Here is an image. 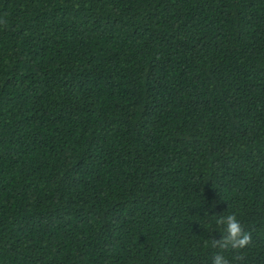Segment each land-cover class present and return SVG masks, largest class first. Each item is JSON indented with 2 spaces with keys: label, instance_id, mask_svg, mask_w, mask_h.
I'll list each match as a JSON object with an SVG mask.
<instances>
[{
  "label": "trees",
  "instance_id": "obj_1",
  "mask_svg": "<svg viewBox=\"0 0 264 264\" xmlns=\"http://www.w3.org/2000/svg\"><path fill=\"white\" fill-rule=\"evenodd\" d=\"M217 254L264 264V0H0V264Z\"/></svg>",
  "mask_w": 264,
  "mask_h": 264
},
{
  "label": "clouds",
  "instance_id": "obj_2",
  "mask_svg": "<svg viewBox=\"0 0 264 264\" xmlns=\"http://www.w3.org/2000/svg\"><path fill=\"white\" fill-rule=\"evenodd\" d=\"M227 235L223 237V243H220L222 248L231 246L232 249H242L246 247L251 240L249 234L244 232L240 222L236 219L235 215L227 218ZM211 264H230L229 259L222 254H217L212 260Z\"/></svg>",
  "mask_w": 264,
  "mask_h": 264
}]
</instances>
